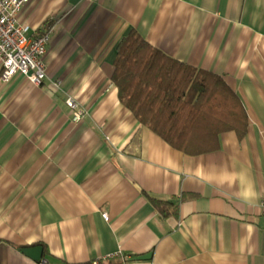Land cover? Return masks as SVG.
Returning <instances> with one entry per match:
<instances>
[{
	"label": "crops",
	"instance_id": "1",
	"mask_svg": "<svg viewBox=\"0 0 264 264\" xmlns=\"http://www.w3.org/2000/svg\"><path fill=\"white\" fill-rule=\"evenodd\" d=\"M21 22L51 40L41 87L0 82V264H264V0H32ZM134 30L221 76L245 134L188 155L142 125L112 81Z\"/></svg>",
	"mask_w": 264,
	"mask_h": 264
},
{
	"label": "trees",
	"instance_id": "2",
	"mask_svg": "<svg viewBox=\"0 0 264 264\" xmlns=\"http://www.w3.org/2000/svg\"><path fill=\"white\" fill-rule=\"evenodd\" d=\"M112 81L135 118L185 154L216 151L223 133L248 128L241 99L221 76L170 57L135 30L117 48ZM151 201L165 217L176 212L173 202Z\"/></svg>",
	"mask_w": 264,
	"mask_h": 264
},
{
	"label": "built area",
	"instance_id": "3",
	"mask_svg": "<svg viewBox=\"0 0 264 264\" xmlns=\"http://www.w3.org/2000/svg\"><path fill=\"white\" fill-rule=\"evenodd\" d=\"M31 2L32 0H0V82L3 84L21 76L41 87L47 78L45 58L51 34L30 35L31 27L21 22L22 12ZM66 104L71 110L74 123L82 122L88 115V111L73 98H68ZM262 206L264 209V202ZM103 219L109 221L108 214H103Z\"/></svg>",
	"mask_w": 264,
	"mask_h": 264
},
{
	"label": "water",
	"instance_id": "4",
	"mask_svg": "<svg viewBox=\"0 0 264 264\" xmlns=\"http://www.w3.org/2000/svg\"><path fill=\"white\" fill-rule=\"evenodd\" d=\"M22 252L37 262H40L43 258V248L42 247L26 248V249H23ZM151 257L152 255L148 254V255L134 258V260L145 261V260L151 259Z\"/></svg>",
	"mask_w": 264,
	"mask_h": 264
},
{
	"label": "bare ground",
	"instance_id": "5",
	"mask_svg": "<svg viewBox=\"0 0 264 264\" xmlns=\"http://www.w3.org/2000/svg\"><path fill=\"white\" fill-rule=\"evenodd\" d=\"M29 26V25H28Z\"/></svg>",
	"mask_w": 264,
	"mask_h": 264
}]
</instances>
